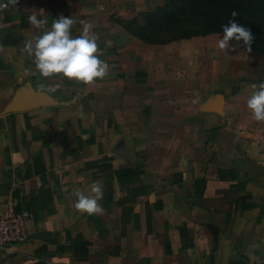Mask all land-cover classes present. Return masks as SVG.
Wrapping results in <instances>:
<instances>
[{
  "label": "crops",
  "instance_id": "obj_1",
  "mask_svg": "<svg viewBox=\"0 0 264 264\" xmlns=\"http://www.w3.org/2000/svg\"><path fill=\"white\" fill-rule=\"evenodd\" d=\"M162 3L0 0V206L27 210L39 235L0 264H264V121L247 108L264 56L220 50L222 34L149 44L124 27ZM59 16L73 36L93 25L106 78L45 79L22 53ZM21 90L51 102L7 111ZM95 181L104 213L78 212L73 192Z\"/></svg>",
  "mask_w": 264,
  "mask_h": 264
},
{
  "label": "clouds",
  "instance_id": "obj_2",
  "mask_svg": "<svg viewBox=\"0 0 264 264\" xmlns=\"http://www.w3.org/2000/svg\"><path fill=\"white\" fill-rule=\"evenodd\" d=\"M19 0H8V4L16 6ZM8 4H0V9L7 8ZM232 17L238 16L236 11ZM31 25L44 29L47 18H38L36 14L28 17ZM82 32L73 36L72 28L76 20L72 17L59 16L52 21L51 28L41 35L26 41L22 53L33 58L36 71L45 79L61 76L70 80L83 83L86 86L94 85L97 79H104L110 71L109 64L100 57L103 55L98 45V36L93 32L91 23L81 21ZM223 36L219 38L217 46L222 51L229 50L230 41L237 44L243 41L247 50L251 51L252 34L250 29L239 25L234 19L227 25H222ZM234 50V49H233ZM25 76L32 75L31 70H24ZM59 85L52 91L58 90ZM253 93L247 100V108L252 113V118L264 121V82L253 84ZM75 209L88 215H102L104 209L100 204L103 199V185L100 181L91 183L87 192L79 189L73 192Z\"/></svg>",
  "mask_w": 264,
  "mask_h": 264
},
{
  "label": "trees",
  "instance_id": "obj_3",
  "mask_svg": "<svg viewBox=\"0 0 264 264\" xmlns=\"http://www.w3.org/2000/svg\"><path fill=\"white\" fill-rule=\"evenodd\" d=\"M233 11L238 13L235 18L231 15ZM138 17L142 23L133 17L123 25L136 38L149 44L207 34L223 35L222 25L234 19L250 29L251 51L264 56V0H163L152 10L138 11ZM238 45L247 50L243 41Z\"/></svg>",
  "mask_w": 264,
  "mask_h": 264
},
{
  "label": "built area",
  "instance_id": "obj_4",
  "mask_svg": "<svg viewBox=\"0 0 264 264\" xmlns=\"http://www.w3.org/2000/svg\"><path fill=\"white\" fill-rule=\"evenodd\" d=\"M264 203V192L261 197ZM32 218L27 210L15 211L11 201L0 206V250L22 243L27 237V222Z\"/></svg>",
  "mask_w": 264,
  "mask_h": 264
},
{
  "label": "water",
  "instance_id": "obj_5",
  "mask_svg": "<svg viewBox=\"0 0 264 264\" xmlns=\"http://www.w3.org/2000/svg\"><path fill=\"white\" fill-rule=\"evenodd\" d=\"M217 95V94H216ZM23 100H26V102H22ZM50 98L47 97L43 93H33L29 91L21 90L18 93H15V95L12 98L11 103L7 107V111L10 110H18L23 109L31 106H36L37 104H48L50 103ZM202 111L211 110L213 112H217V109H208L206 103L204 102L202 106L200 107ZM39 235L37 233L28 234L27 238H37Z\"/></svg>",
  "mask_w": 264,
  "mask_h": 264
}]
</instances>
